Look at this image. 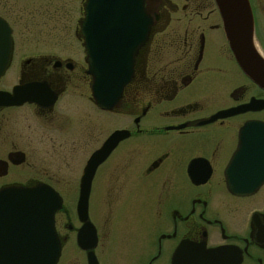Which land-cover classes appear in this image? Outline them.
<instances>
[{
	"label": "flooded vegetation",
	"instance_id": "obj_1",
	"mask_svg": "<svg viewBox=\"0 0 264 264\" xmlns=\"http://www.w3.org/2000/svg\"><path fill=\"white\" fill-rule=\"evenodd\" d=\"M47 1L50 8L42 12L33 0H0V21L12 30L0 93L20 89L15 105L0 101V191L46 186L59 194L58 264H264V87L239 66L215 3L146 1L148 42L141 43L145 21L123 28L119 39L133 42L132 77L118 105L106 111L93 97L81 34L86 0H71L69 20L54 3L61 0ZM38 15L49 22L48 46L22 49L17 28L30 27ZM258 29L255 17V43ZM116 132L126 137L96 169L83 221L77 204L85 167ZM75 133L95 148L80 168L69 214L66 195L35 155L53 152L60 137ZM35 170L44 174L35 178ZM147 188L154 194L144 214ZM105 200L127 204L132 214H90L92 201ZM83 231L90 250L79 245ZM0 233V251L9 250L11 240L28 247L30 212L0 217Z\"/></svg>",
	"mask_w": 264,
	"mask_h": 264
},
{
	"label": "water",
	"instance_id": "obj_2",
	"mask_svg": "<svg viewBox=\"0 0 264 264\" xmlns=\"http://www.w3.org/2000/svg\"><path fill=\"white\" fill-rule=\"evenodd\" d=\"M146 1L148 0L86 2L85 19L81 28L90 66L89 74L95 79L93 97L101 110L110 111L118 105L124 88L132 77L129 68L133 59V42L125 38L119 39V36L126 34L123 28L137 24L139 20L142 23L145 21L146 39H142L141 43L144 45L148 42L152 19L145 12ZM214 2L224 22L228 42L239 66L249 78L264 87V58L255 45L254 15L250 1L214 0ZM119 28L122 30L119 31ZM96 29H103L98 32L99 39L96 37ZM11 35L10 27L0 22V78L10 59ZM19 91V88L15 89L14 95L0 93V101H9L7 105H15L14 99L19 97ZM125 137L124 132H116L89 160L84 170L77 205V212L83 221H87L88 218L93 175ZM62 207L63 200L59 194L46 186L0 191V217L4 219L7 214L30 212L29 246L16 247V242L11 240L10 249L0 251V264H58L62 248L55 230V215ZM87 234L83 231L79 236V245L84 250L93 247L89 242H83L84 238L86 240L90 238ZM89 261L96 262L92 254H89Z\"/></svg>",
	"mask_w": 264,
	"mask_h": 264
},
{
	"label": "rangeland",
	"instance_id": "obj_3",
	"mask_svg": "<svg viewBox=\"0 0 264 264\" xmlns=\"http://www.w3.org/2000/svg\"><path fill=\"white\" fill-rule=\"evenodd\" d=\"M32 1V0H31ZM173 2H178L179 0H172ZM253 10L254 15L257 18L259 22V29H258V40L256 41V46L258 48V51L264 58V0H249ZM33 6L39 8L42 12H45L49 10L50 3L47 0H33ZM200 3L204 5H208L211 3H214L213 0H199ZM60 8H62V12L60 13L61 18H64L66 20H69L71 16L73 17L74 14V6L75 3L71 0H61V2L56 3ZM53 3V4H54ZM47 4V5H46ZM180 18V15L173 16V19ZM186 18V16H185ZM32 21H30V27H25L23 25L19 26L17 29L19 33L22 35L21 37V47L22 49L30 48L36 49L40 48L43 49L46 45V34H48V25L49 22L45 20V18L40 19V16L38 15L36 18H31ZM66 28V27H64ZM31 30L28 32V30ZM19 34V35H20ZM36 34L43 35V39L37 40ZM36 38V39H34ZM118 122V121H117ZM116 122V123H117ZM102 123V120H101ZM100 123V126L102 125ZM118 127V124L115 125V128ZM100 131V130H99ZM106 131V130H105ZM99 132L97 135V138L99 141L103 139V137L106 135V132ZM79 140V135L75 133V135H68L65 137H60V139L57 140V147L53 152L47 153L46 150L42 151L45 153H37L36 152V159H39L40 161H37L38 165H41V167L48 168L46 172L50 173V178L54 179L53 182L57 185L56 189L61 191L62 194L66 195L64 208L69 214H73L75 211L76 203V190H77V179L80 173L81 166L87 161L89 158V153L95 148L93 144L84 142V138H82L81 141ZM48 148L51 150L48 146H45L44 149ZM34 157V155H33ZM31 158V155H30ZM32 159V158H31ZM43 164V166H42ZM39 167V166H38ZM37 168V167H36ZM34 177L38 178V173H42L39 170L34 171ZM67 182V186L66 185ZM70 185V186H69ZM154 193L151 195V191L149 188L146 189L145 192V206L147 213L149 214V204H150V198H152ZM90 214H110L107 211L111 210L118 211L113 212L114 214H132L130 211L131 209H128L127 204H121L120 202L111 203L109 201L100 202L99 204L96 203V201H92L90 205ZM152 214H155L154 212ZM124 219L121 223L123 228L120 229V233L122 234V238L126 236V231L128 230L127 227L124 225L127 223ZM118 228H115V238L118 237ZM70 250V249H69ZM99 251L100 256L103 257V260H110L109 257L106 255V253H102ZM122 253H115V259H122L121 258ZM69 258V257H67Z\"/></svg>",
	"mask_w": 264,
	"mask_h": 264
}]
</instances>
